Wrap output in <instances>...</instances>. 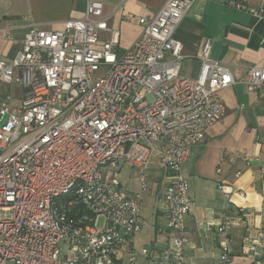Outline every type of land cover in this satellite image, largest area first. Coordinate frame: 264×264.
<instances>
[{"label":"built area","instance_id":"2783aa9c","mask_svg":"<svg viewBox=\"0 0 264 264\" xmlns=\"http://www.w3.org/2000/svg\"><path fill=\"white\" fill-rule=\"evenodd\" d=\"M196 1L166 0L140 20L143 31L123 55L103 2L90 0L84 19L67 20L62 30L33 25L17 56L0 59V264H190L186 219L195 202L184 165L226 114L220 92L236 83L210 58L209 44L200 76L181 73L175 34ZM241 83L264 94V67L249 68ZM124 164L139 171L142 192L150 166L169 176L164 251L135 247L143 200L121 188ZM217 187L226 198L234 193ZM232 224L224 214L225 263ZM250 243L257 254L264 227Z\"/></svg>","mask_w":264,"mask_h":264},{"label":"crops","instance_id":"0c3cea01","mask_svg":"<svg viewBox=\"0 0 264 264\" xmlns=\"http://www.w3.org/2000/svg\"><path fill=\"white\" fill-rule=\"evenodd\" d=\"M89 1L0 0V59L11 61L17 56L33 25L62 30L67 20L84 19ZM92 1L103 2L109 26L120 32L116 53L123 55L143 31L140 20L153 18L166 0ZM175 37L185 55L182 75L200 76L201 56L209 44L210 58L226 67L236 81L219 94L226 108L224 118L208 129L205 140L192 149L184 165L195 202L194 212L186 219V258L190 264H264V244H253L257 254L248 252L249 241L258 240L264 227V94L241 83L249 68L264 67V0H197ZM109 38V34H102L103 41ZM246 153L250 154L248 159ZM133 171L131 180L137 187L123 190L128 195L141 192L144 209L145 200L155 209L154 239L142 241L141 233L135 247L164 251L168 243L165 233L160 232L167 224L162 197L169 176L157 164L150 166L148 189L142 192L140 173ZM218 183L232 187L234 193L226 198L218 191ZM227 213L233 224L230 261L225 263L219 229Z\"/></svg>","mask_w":264,"mask_h":264},{"label":"rangeland","instance_id":"374dc122","mask_svg":"<svg viewBox=\"0 0 264 264\" xmlns=\"http://www.w3.org/2000/svg\"><path fill=\"white\" fill-rule=\"evenodd\" d=\"M3 92H7V88L3 87ZM122 165V163L120 164ZM134 169L131 168V166L125 165L123 167L121 176H120V181H121V188L122 189H126L127 191H132L133 189H135L137 186H135L136 181L135 180H131V175L134 174ZM145 205V209L143 206L142 211H144V227H143V232L142 234L139 236V238H141V240L143 241L144 239H146V237H149V239H154V224H155V209L152 206V204H150L148 201L145 200L144 202Z\"/></svg>","mask_w":264,"mask_h":264}]
</instances>
